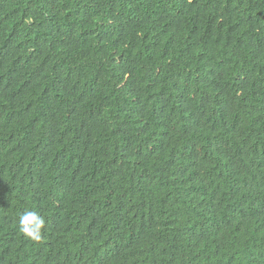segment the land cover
<instances>
[{
	"label": "trees",
	"instance_id": "trees-1",
	"mask_svg": "<svg viewBox=\"0 0 264 264\" xmlns=\"http://www.w3.org/2000/svg\"><path fill=\"white\" fill-rule=\"evenodd\" d=\"M0 264H264V0H0Z\"/></svg>",
	"mask_w": 264,
	"mask_h": 264
},
{
	"label": "clouds",
	"instance_id": "clouds-1",
	"mask_svg": "<svg viewBox=\"0 0 264 264\" xmlns=\"http://www.w3.org/2000/svg\"><path fill=\"white\" fill-rule=\"evenodd\" d=\"M20 231L31 237L33 240L39 241L42 237L43 229L46 227L44 217L35 211H25L19 221Z\"/></svg>",
	"mask_w": 264,
	"mask_h": 264
}]
</instances>
